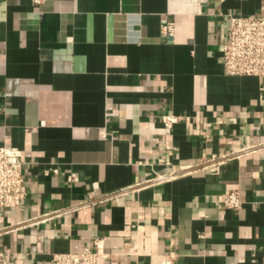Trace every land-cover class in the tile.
I'll use <instances>...</instances> for the list:
<instances>
[{
  "label": "crops",
  "instance_id": "crops-1",
  "mask_svg": "<svg viewBox=\"0 0 264 264\" xmlns=\"http://www.w3.org/2000/svg\"><path fill=\"white\" fill-rule=\"evenodd\" d=\"M233 14L264 0H0V147L27 192L0 209L7 264L95 240L101 264H264V77L224 72Z\"/></svg>",
  "mask_w": 264,
  "mask_h": 264
},
{
  "label": "built area",
  "instance_id": "built-area-1",
  "mask_svg": "<svg viewBox=\"0 0 264 264\" xmlns=\"http://www.w3.org/2000/svg\"><path fill=\"white\" fill-rule=\"evenodd\" d=\"M35 5H42L46 0H32ZM230 31L228 40L221 46L223 68L230 76L264 77V14L259 16L230 15ZM169 24L168 31H172ZM178 121L174 115L162 116V122L167 128H172ZM241 151L234 150L221 156L203 159L197 165H183L180 170L166 175H158L156 179H171L178 175L188 174L197 168L204 170H220L221 165L239 156ZM23 161L19 148L15 146L0 147V209H18L26 199L24 190L25 177ZM70 180L77 179L74 174ZM243 200L238 189L228 192L224 198L226 208L240 210ZM29 221H24V223ZM23 223V222H22ZM175 253L170 252L160 257V264H173ZM108 256L101 240H95L91 246L80 251H69L53 255L51 264H101ZM9 256L0 257V264H7Z\"/></svg>",
  "mask_w": 264,
  "mask_h": 264
}]
</instances>
